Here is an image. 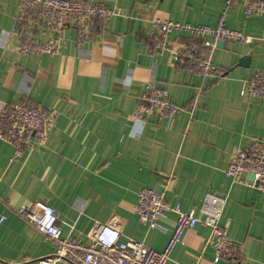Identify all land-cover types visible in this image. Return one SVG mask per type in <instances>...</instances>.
I'll list each match as a JSON object with an SVG mask.
<instances>
[{
  "label": "crops",
  "instance_id": "0c3cea01",
  "mask_svg": "<svg viewBox=\"0 0 264 264\" xmlns=\"http://www.w3.org/2000/svg\"><path fill=\"white\" fill-rule=\"evenodd\" d=\"M119 12L97 23L78 44L66 29L58 56H20L15 0H0V111L28 103L50 110L55 123L42 145L15 157L0 141V264H37L55 250L43 234L16 216L21 206L41 201L57 213L62 236L89 244L96 224H111L122 240L162 251L169 236L148 230L133 212L143 188L163 192L169 206L199 209L206 195L225 197L220 226L240 245L238 259L213 262L203 251L209 229L183 232L166 264H264V193L232 184L225 169L236 151L264 142V100L240 96L242 81L264 71V19L246 18L238 0H87ZM225 26L251 43L225 42L211 54L223 74L201 78L177 67L173 53L192 39L173 32L166 50L151 53L150 20ZM53 36L46 33L42 40ZM249 56L246 68L236 67ZM164 88L183 110L171 120L150 116L144 125L132 114L146 84ZM246 178V177H245ZM162 222L172 229L176 215ZM56 264H70L59 261Z\"/></svg>",
  "mask_w": 264,
  "mask_h": 264
},
{
  "label": "built area",
  "instance_id": "2783aa9c",
  "mask_svg": "<svg viewBox=\"0 0 264 264\" xmlns=\"http://www.w3.org/2000/svg\"><path fill=\"white\" fill-rule=\"evenodd\" d=\"M17 14L12 34L17 39L20 56H58L62 48V36L66 29L75 32L78 44L88 41L97 23L107 22L119 15L101 3L87 0H15ZM238 0H225L227 10ZM245 17L259 15L264 19V0H243ZM224 11L214 27L195 26L188 23L150 20L153 36L151 53L166 50V40L173 32L184 33L192 39L185 47L173 53L177 67L201 78H218L223 72L211 63V54L219 41L251 43V37L225 26ZM46 33L53 36L42 37ZM240 96L264 100V71L242 81ZM183 109L175 105L164 88L148 83L144 86L137 107L133 111L134 122L144 125L154 115L158 119L171 120ZM55 123L54 113L28 103H17L0 111V141L14 147L15 157L34 145L46 142L48 132ZM225 176L232 184L254 187L264 193V142L254 141L246 151H236L228 163ZM253 175V181L246 176ZM225 197L208 194L199 209L200 218L194 211L183 212L179 205L169 206L163 192L143 188L136 193L133 212L148 230L169 236L162 251H155L142 242L122 240L121 233L111 224H96L88 234L87 245L62 236L57 225V213L41 201L31 206H21L14 211L22 221L32 226L50 240L55 250L52 255L37 264H166L182 234L196 225L209 229L204 243L214 252L213 262L238 259L241 247L230 241L220 226ZM166 213L176 215V223L169 229L162 219ZM6 216L0 212V223Z\"/></svg>",
  "mask_w": 264,
  "mask_h": 264
},
{
  "label": "water",
  "instance_id": "95a60500",
  "mask_svg": "<svg viewBox=\"0 0 264 264\" xmlns=\"http://www.w3.org/2000/svg\"><path fill=\"white\" fill-rule=\"evenodd\" d=\"M224 43H225L224 41H219L217 43V48H222L224 46ZM249 60H250V57L249 56H244V57L240 58L238 60L237 64H236V67H242V68L248 67ZM246 180L247 181H250V182L253 181V175L252 174H248L246 176Z\"/></svg>",
  "mask_w": 264,
  "mask_h": 264
}]
</instances>
